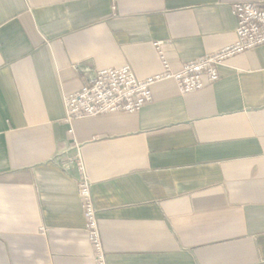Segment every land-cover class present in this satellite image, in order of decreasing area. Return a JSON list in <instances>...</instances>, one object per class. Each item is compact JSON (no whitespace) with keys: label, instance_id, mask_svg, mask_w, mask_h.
Masks as SVG:
<instances>
[{"label":"crops","instance_id":"obj_1","mask_svg":"<svg viewBox=\"0 0 264 264\" xmlns=\"http://www.w3.org/2000/svg\"><path fill=\"white\" fill-rule=\"evenodd\" d=\"M237 2L264 6L0 0V264H95L59 160L75 142L109 264H264V46L202 90L165 79L136 112L64 120V96L92 71L145 79L164 69L157 42L172 70L235 42Z\"/></svg>","mask_w":264,"mask_h":264},{"label":"built area","instance_id":"obj_2","mask_svg":"<svg viewBox=\"0 0 264 264\" xmlns=\"http://www.w3.org/2000/svg\"><path fill=\"white\" fill-rule=\"evenodd\" d=\"M233 15L237 17L236 41L222 49L205 54L192 61L184 63L178 70H172L160 47V58L164 69L160 73L141 79L137 77L129 65L120 67H105L87 74V84L77 91L64 96L66 108L65 122H72L105 115L111 112H136L154 100L152 85L173 79L182 93L202 90L220 78L219 65L238 53L264 46V6L254 2H237L232 7ZM75 70L82 67L74 66ZM72 131V129H71ZM70 150L75 152L70 154ZM61 166L67 171L75 170L78 196H80L85 216L86 232L94 254L95 264H109L101 229L98 210L92 196V181L89 179L84 164L81 145L68 144L59 152Z\"/></svg>","mask_w":264,"mask_h":264}]
</instances>
